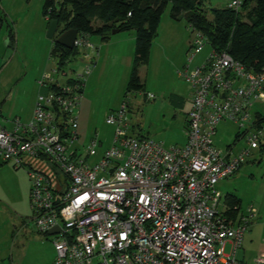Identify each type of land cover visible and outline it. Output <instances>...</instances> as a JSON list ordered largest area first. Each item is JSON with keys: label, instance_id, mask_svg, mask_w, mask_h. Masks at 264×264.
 Listing matches in <instances>:
<instances>
[{"label": "built area", "instance_id": "built-area-1", "mask_svg": "<svg viewBox=\"0 0 264 264\" xmlns=\"http://www.w3.org/2000/svg\"><path fill=\"white\" fill-rule=\"evenodd\" d=\"M194 34L190 62L210 45L202 32ZM75 46L88 51L84 72L64 81L54 77L63 67L45 73L39 83L47 92L37 97L33 117L16 118L10 128L0 124V157L27 169L35 227L52 239L54 264H244L238 252L257 211L235 218L223 213L217 184L264 144V127L253 118L264 97V67L251 70L210 45L201 65L179 72L193 89L186 143L167 147L131 135L123 105L108 117L117 126L113 145L92 163L102 143L93 138L85 149L75 145L77 107L100 50L86 33H78ZM223 120L249 127L242 135L247 146H217ZM55 228L60 233L50 235ZM254 264H264V251Z\"/></svg>", "mask_w": 264, "mask_h": 264}, {"label": "rangeland", "instance_id": "rangeland-1", "mask_svg": "<svg viewBox=\"0 0 264 264\" xmlns=\"http://www.w3.org/2000/svg\"><path fill=\"white\" fill-rule=\"evenodd\" d=\"M231 1L208 0L206 8H223ZM43 5L44 0H2L0 4V16L4 18L0 27V60L3 61L0 109L4 105L0 124L8 128L18 117L27 121L33 116L37 97L47 92L40 88L38 80L45 73H53L58 66V57L51 55L54 39L48 36L49 22L43 15ZM171 11L170 3L161 18L158 35L151 44L148 62L138 65L142 82L140 90L128 91L136 60L135 43H129L128 34L135 33L134 30L111 33L114 42H122L112 48L108 45L111 51L101 56L107 57L106 60L100 57L94 59L95 64L85 78L83 96L77 107L80 138L75 143L85 149L93 138L100 140L102 147L91 159L92 163L99 160L102 148L113 145L117 126L109 123L108 117L123 105H126L128 132L131 135L149 137L163 142L167 147L186 143L193 89L179 72L187 65L192 68L201 65L210 51V45L206 44L204 50L190 62L189 50L194 30L184 17L173 19ZM10 30H13L14 39L7 46L5 40L10 36ZM58 34L59 31L56 36ZM100 38L99 35H91L89 39L98 43L101 53L105 42L99 41ZM84 52H88L87 49L81 48L54 77L64 81L83 73L90 63L89 59L84 58ZM62 70L67 74L63 75ZM148 93H152L154 98H148ZM20 110H23V114H20ZM256 111L264 114V97L255 103ZM247 129L248 126H240L235 121L223 120L215 137L217 146L226 148L234 144L235 151L241 150L247 146L245 137L237 139L236 136ZM3 163L5 169L0 168V264H12L13 261L53 264V241L37 232L29 192L19 188L22 183L30 186L28 171L26 168L15 170L11 163ZM8 165L14 172L8 169ZM217 187L222 193L220 210L226 215L233 197L241 204L240 213L247 214L249 208L257 211L238 252L239 261L254 264L257 254L264 251V247H261L264 246V150H253L240 169L221 180ZM23 222L30 227L22 229ZM230 251L228 245L226 253Z\"/></svg>", "mask_w": 264, "mask_h": 264}, {"label": "trees", "instance_id": "trees-1", "mask_svg": "<svg viewBox=\"0 0 264 264\" xmlns=\"http://www.w3.org/2000/svg\"><path fill=\"white\" fill-rule=\"evenodd\" d=\"M207 1L44 0L42 11L48 22L51 19L59 21V34L75 28L80 34H88L89 38L91 35H99L103 41H107L114 29L134 30L136 60L128 91L142 88L138 65L148 62L151 44L158 35L161 18L170 3L173 19L184 17L193 30L207 37L212 47L230 53L247 68L260 71L264 67V0H242L238 9L230 6L207 9ZM3 19L0 16V27ZM13 35V30H10V39L14 38ZM77 53V46L67 48L54 38L51 55L58 57L59 67H64ZM253 118L254 126L264 127V114L253 111ZM242 135L238 133L237 139ZM227 147L232 146L229 144ZM259 150H264L263 144ZM232 202H229L228 215L235 218L241 211V204L236 197H233Z\"/></svg>", "mask_w": 264, "mask_h": 264}, {"label": "crops", "instance_id": "crops-1", "mask_svg": "<svg viewBox=\"0 0 264 264\" xmlns=\"http://www.w3.org/2000/svg\"><path fill=\"white\" fill-rule=\"evenodd\" d=\"M230 3V2H229ZM135 32V31H134ZM128 36H129V43L130 44H132V43H135V47H136V32L135 33H129L128 34ZM13 39L14 38H12V39H10V37H7V39L5 40V43H6V45L7 46H10L12 43H13ZM100 40H102L101 38L99 39V41ZM90 41L94 44V45H96L97 47H98V43L97 42H94V41H92L91 39H90ZM103 41V40H102ZM105 42V44L103 45V47H102V50H101V53H100V55H99V57L101 58V56L103 57L104 55L106 56V55H108L109 54V52L111 51V49L110 48H112V46H114L115 47V44L116 45H118V44H120L122 41L120 40L119 42H114L113 41V39H111V37L109 38V40H107V41H104ZM102 44H101V42H100V44H99V46H101ZM108 45L110 46V48L108 47ZM99 48V47H98ZM100 49V48H99ZM204 50V49H203ZM202 52V51H201ZM200 52V53H201ZM208 54H209V52H208ZM208 54H207V56H208ZM7 55V54H6ZM207 56L203 59V60H205L206 58H207ZM98 57V58H99ZM106 60L107 59V57L106 58H101V60ZM3 61L2 60H0V71L2 70V67H1V63H2ZM97 62V61H96ZM102 62V61H101ZM106 62V61H105ZM191 67V66H190ZM39 81V80H38ZM40 86V88H44V87H42L41 85H39ZM44 89H46L47 90V88H44ZM37 100V99H36ZM35 104H36V101H35ZM35 104H34V109H35ZM4 105H2V108L0 109V115H2L3 116V112H4ZM34 109H33V112H32V115H34ZM20 114H23L22 112H23V110H20ZM25 114V113H24ZM33 117V116H32ZM31 117V118H32ZM18 118H20L21 119V117H18ZM30 118V119H31ZM29 119V120H30ZM22 120V119H21ZM28 121V120H27ZM3 165H4V163H3V161L2 160H0V168L1 169H5L4 167H3ZM8 169L9 170H12L13 172H14V170L13 169H15V170H17L15 167H13V169L11 168V167H9V165H8ZM16 173V172H15ZM17 174V173H16ZM30 179V178H29ZM26 184V185H25ZM30 186H31V181H30ZM30 186H28V184L27 183H22L21 185H20V187L19 188H21V191H24V189H25V191L26 192H29L28 194L30 195V189H31V187ZM221 192V191H220ZM27 194V193H26ZM221 195H222V193H221ZM29 198H30V196H29ZM19 216H20V214H18ZM22 219H23V216H22ZM25 221V220H24ZM27 227H30V225L27 223H25V222H23L22 223V229H27ZM1 238H0V247H1ZM14 246H16V244L14 243L13 244ZM261 247H264L263 245L261 246ZM25 250V249H24ZM260 253H262V252H260ZM260 253H258V254H260ZM257 254V255H258ZM55 257H56V253H55V256H53V259H52V262H53V264H54V261H55ZM12 264H23L22 263V261L20 262V263H15L14 261L12 262Z\"/></svg>", "mask_w": 264, "mask_h": 264}, {"label": "water", "instance_id": "water-1", "mask_svg": "<svg viewBox=\"0 0 264 264\" xmlns=\"http://www.w3.org/2000/svg\"><path fill=\"white\" fill-rule=\"evenodd\" d=\"M58 24L59 21L57 19H51L49 22V27H48V36L52 39L55 38V41L67 48H74V42L78 36V30L75 28H71L68 29L66 31H64L61 34H58V36L56 37L57 31H58ZM120 29H114L112 31V33H117L119 32ZM264 147V144H263ZM56 233H60L59 228H55L54 230H52L50 232V235L56 234Z\"/></svg>", "mask_w": 264, "mask_h": 264}]
</instances>
